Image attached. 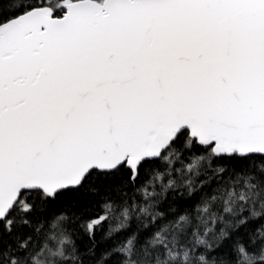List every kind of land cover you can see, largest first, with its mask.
<instances>
[{"label":"snow or ice","instance_id":"obj_1","mask_svg":"<svg viewBox=\"0 0 264 264\" xmlns=\"http://www.w3.org/2000/svg\"><path fill=\"white\" fill-rule=\"evenodd\" d=\"M0 264H264V0H0Z\"/></svg>","mask_w":264,"mask_h":264}]
</instances>
